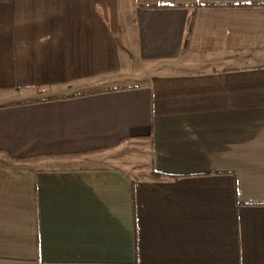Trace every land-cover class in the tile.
<instances>
[{
	"label": "crops",
	"instance_id": "0c3cea01",
	"mask_svg": "<svg viewBox=\"0 0 264 264\" xmlns=\"http://www.w3.org/2000/svg\"><path fill=\"white\" fill-rule=\"evenodd\" d=\"M0 264H264V0H0Z\"/></svg>",
	"mask_w": 264,
	"mask_h": 264
},
{
	"label": "rangeland",
	"instance_id": "374dc122",
	"mask_svg": "<svg viewBox=\"0 0 264 264\" xmlns=\"http://www.w3.org/2000/svg\"><path fill=\"white\" fill-rule=\"evenodd\" d=\"M140 80H138L137 82H139ZM135 83H137L136 81H134Z\"/></svg>",
	"mask_w": 264,
	"mask_h": 264
}]
</instances>
